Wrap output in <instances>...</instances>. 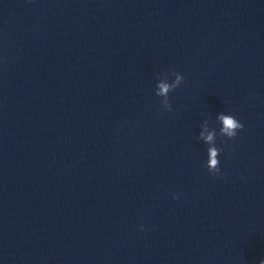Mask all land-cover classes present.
Returning <instances> with one entry per match:
<instances>
[{
	"label": "clouds",
	"instance_id": "1",
	"mask_svg": "<svg viewBox=\"0 0 264 264\" xmlns=\"http://www.w3.org/2000/svg\"><path fill=\"white\" fill-rule=\"evenodd\" d=\"M171 75H173L175 79L172 82H169L167 74H163L157 83L155 91V95L163 98L160 101V104L169 112L173 110L169 101V94L175 91L184 81V76L181 73L172 72ZM216 118L221 125L219 129V135L222 137L234 139L237 136L238 131L244 128V125L231 114H225L221 112ZM216 137V129H210L208 121L205 120L201 125V131L199 132V135L196 137V139L203 141L206 145H208L207 162L205 167L207 168L208 172L213 175L221 174L220 161L218 157L222 149L216 147ZM177 198L178 196H173V199ZM141 230H143V225H141ZM259 264H264V259H261Z\"/></svg>",
	"mask_w": 264,
	"mask_h": 264
}]
</instances>
